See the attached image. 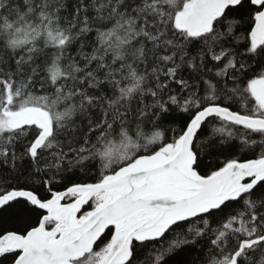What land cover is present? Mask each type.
I'll return each instance as SVG.
<instances>
[{"label": "snow or ice", "instance_id": "1", "mask_svg": "<svg viewBox=\"0 0 264 264\" xmlns=\"http://www.w3.org/2000/svg\"><path fill=\"white\" fill-rule=\"evenodd\" d=\"M0 264H264V0H0Z\"/></svg>", "mask_w": 264, "mask_h": 264}]
</instances>
